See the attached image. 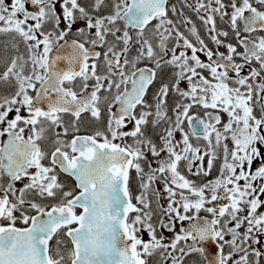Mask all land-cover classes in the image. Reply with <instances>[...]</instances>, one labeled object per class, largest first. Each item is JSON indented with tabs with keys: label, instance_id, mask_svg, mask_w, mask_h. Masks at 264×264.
I'll return each instance as SVG.
<instances>
[{
	"label": "snow or ice",
	"instance_id": "6c2138e0",
	"mask_svg": "<svg viewBox=\"0 0 264 264\" xmlns=\"http://www.w3.org/2000/svg\"><path fill=\"white\" fill-rule=\"evenodd\" d=\"M0 264H264V0H0Z\"/></svg>",
	"mask_w": 264,
	"mask_h": 264
}]
</instances>
